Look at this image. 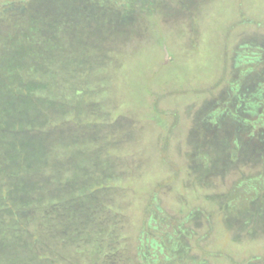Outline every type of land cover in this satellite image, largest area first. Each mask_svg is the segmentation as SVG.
<instances>
[{
  "label": "rangeland",
  "instance_id": "obj_1",
  "mask_svg": "<svg viewBox=\"0 0 264 264\" xmlns=\"http://www.w3.org/2000/svg\"><path fill=\"white\" fill-rule=\"evenodd\" d=\"M0 121V264H264V0H0Z\"/></svg>",
  "mask_w": 264,
  "mask_h": 264
},
{
  "label": "flooded vegetation",
  "instance_id": "obj_2",
  "mask_svg": "<svg viewBox=\"0 0 264 264\" xmlns=\"http://www.w3.org/2000/svg\"><path fill=\"white\" fill-rule=\"evenodd\" d=\"M257 176H258V174H257ZM256 175H255V177H257ZM260 184V183H259ZM237 190H240V189H238L237 187H235ZM244 188V187H243ZM254 188V190H258V189H260V187L257 189L255 186L253 187ZM243 192H245V191H243ZM243 192H241V193H243ZM241 196H246V198L245 199H243L244 201H240V200H238V198L236 197V199L239 201V206L236 208V210H238V215H237V217L236 218H234V219H236L238 222L237 223H241L242 225L244 224V227H247V226H249V224H251L253 227H255V225H256V223H257V217L259 216V214L261 213L260 211H261V209H258L260 206H256V204H255V201H256V199H254V206L251 208V209H247V207H249V205H250V196L248 195V193H246L245 192V195H241ZM238 204V203H237ZM231 205L229 204L228 205V210H229V207H230ZM256 206V207H255ZM231 208V207H230ZM232 211V210H231ZM233 212V211H232ZM259 213V214H258ZM244 214L248 217V218H246V219H242V217L244 216ZM240 216V217H239ZM193 264H198V263H193Z\"/></svg>",
  "mask_w": 264,
  "mask_h": 264
},
{
  "label": "trees",
  "instance_id": "obj_3",
  "mask_svg": "<svg viewBox=\"0 0 264 264\" xmlns=\"http://www.w3.org/2000/svg\"><path fill=\"white\" fill-rule=\"evenodd\" d=\"M2 63V62H1ZM3 123L0 121V130H3L4 129V127H3V125H2ZM0 148H1V144H0ZM1 150V149H0ZM0 154H1V152H0ZM7 173V175L6 174H4V173ZM11 173H13V174H17V175H19V173L17 172V171H15V170H13V169H10V167H7L6 166V164L4 163V160H3V158H1L0 157V184L2 185V186H4L5 187V192H8L7 190H8V187L6 186V184H5V179H6V176H9V174H11ZM13 187H16V185L14 186L13 185ZM3 202H6V205H4L3 207H5V206H7V207H9V206H11L12 205V200L10 199V197L8 196V194H6V193H4V195H3ZM26 204H22L21 206H25ZM12 213H15L14 211H13V209H12V211H11ZM16 214V213H15ZM29 214V213H28ZM17 215V214H16ZM28 217H30L29 215L28 216H26L25 218H28ZM21 220V219H20ZM97 229V228H96ZM97 232L99 231V230H96Z\"/></svg>",
  "mask_w": 264,
  "mask_h": 264
}]
</instances>
